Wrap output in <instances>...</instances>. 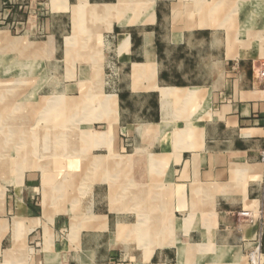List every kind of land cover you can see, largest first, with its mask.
<instances>
[{
  "label": "crops",
  "instance_id": "0c3cea01",
  "mask_svg": "<svg viewBox=\"0 0 264 264\" xmlns=\"http://www.w3.org/2000/svg\"><path fill=\"white\" fill-rule=\"evenodd\" d=\"M148 1L0 0L30 78L2 99L48 76L28 91L88 128L38 153L63 165L27 160L36 142L1 155L0 264H264V5L224 22L217 0Z\"/></svg>",
  "mask_w": 264,
  "mask_h": 264
},
{
  "label": "rangeland",
  "instance_id": "374dc122",
  "mask_svg": "<svg viewBox=\"0 0 264 264\" xmlns=\"http://www.w3.org/2000/svg\"><path fill=\"white\" fill-rule=\"evenodd\" d=\"M151 1V0H149ZM147 2L146 4H149L150 2ZM199 1V0H196ZM217 6L213 8L214 10H217V18L218 20H223L224 22L229 21V9H225V5L229 3V0H217ZM240 2L236 3V6L241 7L239 10H242L244 8H247V12H252L254 14H257V10H261L260 6L264 5V0H239ZM178 0H170L168 3H166V8L169 7L170 4L176 6ZM198 5H191L189 4L187 7V12L192 16L193 10H198ZM202 9L208 10L211 7L209 6H203L201 5ZM259 7V9H258ZM145 10L150 9L149 6L147 7L145 5ZM213 10V12H214ZM215 16V15H214ZM246 16V15H245ZM258 29H253V31H257ZM14 38L17 37L16 31H13V34L11 35ZM23 50V46L17 47V48H2L0 46V72L1 67L6 68V74L4 76H0V79L3 81H6V84L14 83L16 80H23L25 78H29L25 76L26 71L19 72V68H15L18 64H22L18 58L19 53ZM36 64L37 68L40 64ZM3 65V66H2ZM31 67V66H30ZM47 67L44 64L41 67H38V69L35 72H42V69ZM23 68V67H22ZM30 79V78H29ZM50 83V79L48 76L46 77H32L31 82L26 85L19 84V92L12 93L8 96V99L2 100L0 97V105L1 112H2V118L0 120L2 121V124H0V128L3 129V132H0V136L2 137V140H0V144L2 143L5 148L2 150L0 149V158L1 155L4 153L6 155L8 153V158L4 157V159L9 160L11 167L16 166L17 161L20 159L22 160L24 157L21 155L24 153L21 151L19 154L18 152V144H23V148H25L26 152H30L33 154V148H35V142L37 143L38 149L36 150L37 155L35 157H26L27 160H36L37 162L41 160V162H50V160L56 159L57 162L62 163V165L65 163V157L64 156H57V158L49 157V156H39L38 153H45L50 152V150L55 151L57 150L58 153L65 152V148L58 149L56 148V143L54 141V135L57 134V136L60 134V132H63L64 134L71 131L72 127L75 128V132H83V130H87V126L82 125H75V126H66L65 124H54V116L55 111L54 108L51 109H45L43 106V102H46L47 100H54L55 98H51L55 94L50 93L49 91H37V92H31L28 91L29 89H33L36 87L40 88H48ZM21 85V86H20ZM36 86V87H34ZM64 96L66 94H63ZM88 94L87 93H81L77 94L76 102L81 101V99H85ZM83 96V97H82ZM60 101H65L66 99L59 98ZM58 99V100H59ZM87 100V99H85ZM8 105V106H7ZM36 105V106H35ZM63 105V104H62ZM36 107V113L34 111L33 107ZM6 107V108H5ZM53 107V106H52ZM64 111V110H63ZM65 113V111L63 112ZM64 116V115H63ZM65 117V116H64ZM63 117V118H64ZM67 127L70 129H67ZM78 127V128H77ZM60 128V129H59ZM79 130H77V129ZM13 137L14 139L12 140ZM49 138L48 141H45V138ZM51 137V138H50ZM35 138L37 140L35 141ZM10 139V142L8 140ZM10 143L13 146H10V150L8 151L7 145ZM50 143V149H46L44 147L45 144ZM2 146V145H1ZM0 146V148H1ZM35 158V159H34ZM121 264V263H119Z\"/></svg>",
  "mask_w": 264,
  "mask_h": 264
},
{
  "label": "bare ground",
  "instance_id": "6f19581e",
  "mask_svg": "<svg viewBox=\"0 0 264 264\" xmlns=\"http://www.w3.org/2000/svg\"><path fill=\"white\" fill-rule=\"evenodd\" d=\"M4 87H5V86H4ZM4 87H3V88H4ZM0 88H1V87H0ZM0 97L2 98V95H0ZM3 99H4V98H3ZM3 99H2V100H3ZM48 103H49V100H48ZM1 107H2V106L0 105V110H1ZM49 107H50V106H49ZM5 108H6V107H5ZM2 115H3V114H2V112L0 111V118H2ZM1 123H2V122H1V120H0V124H1ZM0 132H1V133L3 132V129H2V128H0ZM10 138H12V140L14 139L13 137H10ZM9 142H10V139H9ZM1 145H2V144H0V146H1ZM7 146L10 148V146H13V145H11L10 143H8Z\"/></svg>",
  "mask_w": 264,
  "mask_h": 264
},
{
  "label": "built area",
  "instance_id": "2783aa9c",
  "mask_svg": "<svg viewBox=\"0 0 264 264\" xmlns=\"http://www.w3.org/2000/svg\"><path fill=\"white\" fill-rule=\"evenodd\" d=\"M260 77H262L264 79V64L262 65L261 69H260ZM262 160L264 162V152L262 155Z\"/></svg>",
  "mask_w": 264,
  "mask_h": 264
}]
</instances>
